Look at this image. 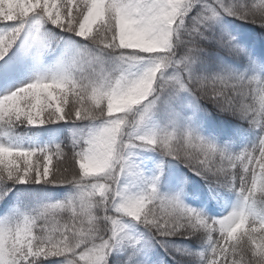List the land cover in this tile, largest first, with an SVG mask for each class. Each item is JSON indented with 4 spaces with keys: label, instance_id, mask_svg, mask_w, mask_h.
<instances>
[{
    "label": "snow or ice",
    "instance_id": "snow-or-ice-1",
    "mask_svg": "<svg viewBox=\"0 0 264 264\" xmlns=\"http://www.w3.org/2000/svg\"><path fill=\"white\" fill-rule=\"evenodd\" d=\"M0 264H264V0H0Z\"/></svg>",
    "mask_w": 264,
    "mask_h": 264
},
{
    "label": "trees",
    "instance_id": "trees-1",
    "mask_svg": "<svg viewBox=\"0 0 264 264\" xmlns=\"http://www.w3.org/2000/svg\"><path fill=\"white\" fill-rule=\"evenodd\" d=\"M254 39L256 40V42H257V46H258V48H259L260 45H261V39H260L258 33H255V34H254Z\"/></svg>",
    "mask_w": 264,
    "mask_h": 264
}]
</instances>
